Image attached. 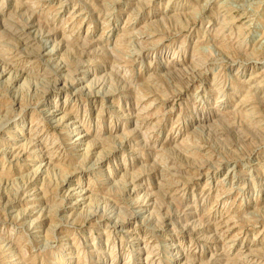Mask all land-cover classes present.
<instances>
[{
	"label": "rangeland",
	"instance_id": "374dc122",
	"mask_svg": "<svg viewBox=\"0 0 264 264\" xmlns=\"http://www.w3.org/2000/svg\"><path fill=\"white\" fill-rule=\"evenodd\" d=\"M0 264H264V0H0Z\"/></svg>",
	"mask_w": 264,
	"mask_h": 264
}]
</instances>
